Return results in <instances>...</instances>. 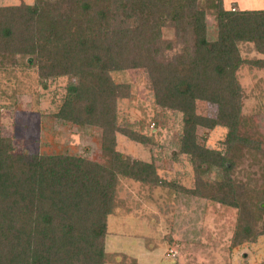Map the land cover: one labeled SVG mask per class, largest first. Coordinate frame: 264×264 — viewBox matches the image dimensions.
Here are the masks:
<instances>
[{
	"label": "trees",
	"instance_id": "16d2710c",
	"mask_svg": "<svg viewBox=\"0 0 264 264\" xmlns=\"http://www.w3.org/2000/svg\"><path fill=\"white\" fill-rule=\"evenodd\" d=\"M224 0H19L0 6V71L34 70L45 85L67 78L53 117L100 132L101 160L67 153H16L0 133V264H107L108 218L119 178L235 211L231 251L264 237V132L243 113L237 74L264 70V9ZM216 12L211 29L206 13ZM174 39L165 41V30ZM250 43L261 59L244 60ZM143 69L155 105L182 115L178 153L191 186L157 174L154 160L117 150L116 135L153 138L118 124L130 86L111 73ZM214 108L213 115L200 111ZM264 109V108H263ZM225 129L208 148L198 129ZM169 239V246L174 245Z\"/></svg>",
	"mask_w": 264,
	"mask_h": 264
},
{
	"label": "rangeland",
	"instance_id": "374dc122",
	"mask_svg": "<svg viewBox=\"0 0 264 264\" xmlns=\"http://www.w3.org/2000/svg\"><path fill=\"white\" fill-rule=\"evenodd\" d=\"M32 5L33 0H23ZM230 9H264V0H224ZM19 0H0V6L17 5ZM211 29L216 12L206 13ZM165 41L174 39L170 29ZM244 60L261 59L253 45L242 43ZM117 84L130 86L129 97L117 103L118 124L153 138V145H141L117 134V150L125 157L150 162L157 174L191 186V168L178 153L182 115L154 103L153 92L143 69L111 73ZM244 95L243 113L252 115L264 132V70L244 65L237 74ZM67 78L41 84L34 70L0 71V133L11 139L16 153L88 152L100 161V132L80 129L53 117L65 94ZM200 111L213 115L215 109ZM225 129L199 128L197 133L208 148H221ZM181 196V195H180ZM169 189L119 178L116 203L108 218L105 252L107 264H264V237L255 244L231 251L235 211L204 200L180 197ZM174 245L169 246V239Z\"/></svg>",
	"mask_w": 264,
	"mask_h": 264
}]
</instances>
